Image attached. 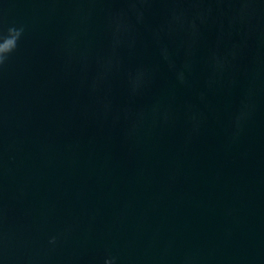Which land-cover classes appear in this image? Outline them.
I'll list each match as a JSON object with an SVG mask.
<instances>
[{
	"label": "clouds",
	"instance_id": "1",
	"mask_svg": "<svg viewBox=\"0 0 264 264\" xmlns=\"http://www.w3.org/2000/svg\"><path fill=\"white\" fill-rule=\"evenodd\" d=\"M125 2L129 7L110 18L111 52L108 56L97 60V74L90 84V88L93 92L97 91L102 86L111 73L120 70V51L124 48H130L134 43V37L132 35L133 25L131 20L134 18L136 24H143L146 12L143 5L153 2V0H125ZM168 2L173 4L187 2L196 7L191 12L180 7L172 8L164 23L154 29V37L158 43H161V53L164 59L169 60V49L162 43L164 37H171L176 32H184L189 38L187 54L190 56L192 43L195 38L199 36L201 28L213 19L214 10L212 8L204 9L198 7L200 4L204 3L205 0H168ZM214 2L239 4L238 8L230 9L231 15L228 16V24L230 27L236 24H243L251 17L252 10L250 5L253 0H214ZM25 30L24 25H9L6 29L3 26H0V71H3L8 65L12 54L17 51L19 42L25 34ZM74 39V36L68 38L67 54L69 62H71L74 55V49L72 47V41ZM236 55V45H233V47L223 55L216 51L211 53L209 63L213 72V77L208 81L209 87L215 84V75L222 74L229 67L231 60L236 58ZM80 59L82 62H86L87 58L84 54H81ZM169 67L175 72L176 77L181 84L187 82L186 73L191 70L190 61H186L181 67H177L174 62L169 60ZM127 77L130 92L135 95L147 86L151 80V71L147 68L140 67L129 71ZM104 110L105 112L110 111V105L104 104ZM249 114V105L245 103L234 118V136L239 135L243 128V123L248 118ZM125 115L126 118L132 119V127L129 134H134L140 123L145 119V114L139 113L132 116L131 114L126 113ZM152 115L154 118L159 117L165 121L170 118L168 112L165 111L161 113L159 108H153ZM189 119L192 122L193 130H198L200 125V117L198 114L192 113L189 116ZM48 243L50 246L55 247L58 243V236H50ZM104 264H118V258L115 256H109L105 259ZM185 264H191V258H188Z\"/></svg>",
	"mask_w": 264,
	"mask_h": 264
}]
</instances>
